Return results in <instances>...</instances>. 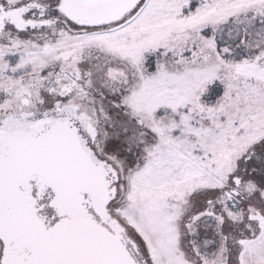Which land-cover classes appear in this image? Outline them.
<instances>
[{"label":"snow or ice","instance_id":"snow-or-ice-1","mask_svg":"<svg viewBox=\"0 0 264 264\" xmlns=\"http://www.w3.org/2000/svg\"><path fill=\"white\" fill-rule=\"evenodd\" d=\"M0 264H264V0H0Z\"/></svg>","mask_w":264,"mask_h":264}]
</instances>
